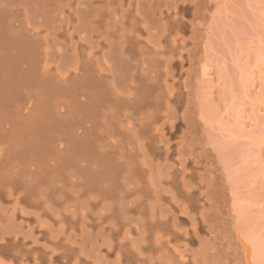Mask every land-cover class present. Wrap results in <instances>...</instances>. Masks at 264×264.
I'll list each match as a JSON object with an SVG mask.
<instances>
[{
  "label": "bare ground",
  "instance_id": "bare-ground-1",
  "mask_svg": "<svg viewBox=\"0 0 264 264\" xmlns=\"http://www.w3.org/2000/svg\"><path fill=\"white\" fill-rule=\"evenodd\" d=\"M214 1L0 0L1 264L245 263L195 102Z\"/></svg>",
  "mask_w": 264,
  "mask_h": 264
},
{
  "label": "rangeland",
  "instance_id": "rangeland-1",
  "mask_svg": "<svg viewBox=\"0 0 264 264\" xmlns=\"http://www.w3.org/2000/svg\"><path fill=\"white\" fill-rule=\"evenodd\" d=\"M215 2L195 78L197 117L228 186L244 264H264V0Z\"/></svg>",
  "mask_w": 264,
  "mask_h": 264
}]
</instances>
